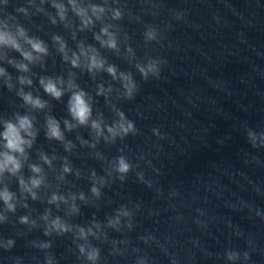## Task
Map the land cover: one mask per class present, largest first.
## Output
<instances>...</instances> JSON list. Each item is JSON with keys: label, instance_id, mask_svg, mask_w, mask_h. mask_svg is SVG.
Masks as SVG:
<instances>
[{"label": "water", "instance_id": "95a60500", "mask_svg": "<svg viewBox=\"0 0 264 264\" xmlns=\"http://www.w3.org/2000/svg\"><path fill=\"white\" fill-rule=\"evenodd\" d=\"M0 31L33 56L0 45V133L17 116L34 133L20 171L0 175L15 206L0 200V264H264V0H0ZM92 55L104 67L90 72ZM81 90L86 125L69 112ZM49 118L62 140L48 137ZM32 178L42 179L36 199L19 183Z\"/></svg>", "mask_w": 264, "mask_h": 264}, {"label": "clouds", "instance_id": "9594fccd", "mask_svg": "<svg viewBox=\"0 0 264 264\" xmlns=\"http://www.w3.org/2000/svg\"><path fill=\"white\" fill-rule=\"evenodd\" d=\"M59 9V13L61 16V19L64 18V8L62 5H54ZM73 9L77 13V15L81 16L82 18L85 17V12L83 9L76 8L75 5L73 4ZM94 12L98 11H103V9H97L93 8ZM116 17H119V13H116ZM90 21L87 19L83 20V23L87 25ZM19 36L24 37L26 39V42L31 45V48L34 52L40 53V54H47V48L43 45L41 41L33 40L31 38H27L25 36V32L22 28L17 29ZM102 32L105 35H109V39L107 41H101L102 45H106L109 48H116V42L115 39L108 34L107 29H102ZM97 40H100V37H96ZM57 40H59V37H57ZM0 45H5L8 47H11L17 51H21V55L24 57V59L28 61L33 60V56L29 52H23L21 50L20 44L17 42V39L10 33L6 31H0ZM61 52L64 51V45H61ZM83 53V49L81 50ZM75 57V54H74ZM65 59H67V56H65ZM78 57H75L72 59L71 63L73 67H78ZM21 71H27V65L24 64H18L16 65ZM104 67V62L100 59L97 58L96 55H92L90 57V62L88 65V70L91 72L93 69H101ZM154 70V69H150ZM107 71L115 75V69L113 67H109ZM141 72L144 73V70L141 69ZM4 70L0 69V75H4ZM145 77L147 73H144ZM127 79V77H125ZM20 83H28L31 84L30 80H26L24 77L20 78ZM40 84L44 88V91L54 97L55 99H59L62 95L63 92L60 88L57 87L56 83L52 79H41ZM126 88H128V93L131 95L132 88L129 87L128 85H125ZM22 96V99L24 100L25 103L30 104L34 108H43L45 104L39 99V98H33V96L28 93L25 94L23 92L20 93ZM86 93L81 91L73 92L70 100H69V112L74 120H76L80 125H86L89 121V118L91 117L92 110L91 107L88 103V101L85 99ZM123 118V117H122ZM66 127L71 130L73 127L71 124H69L67 121H65ZM92 128L96 129L98 132L100 130V125L99 123L93 121L92 122ZM32 121L28 116H17L16 122L12 121H6L4 123V131L0 133V138L3 139L4 143V148L5 151L0 152V175H3L5 172H8L12 175L17 174L21 167V161L18 159L17 154L19 156H24L25 154V148L31 147L32 141L30 139H26L25 137H34V133L32 131ZM120 129L124 132L127 133L128 131L133 129V125L131 123H128L127 126L125 127L124 124L119 125ZM47 135L49 138H54L57 140H62L63 139V133L60 130L59 122L55 120L54 118H49L47 121ZM109 132L113 133L115 135V131L113 128L108 129ZM42 159L45 160L47 163V157H42ZM31 170L34 173H40L41 169L35 165L31 166ZM121 173H125L129 170V165L121 159L119 161V169ZM65 171H69V169L65 168ZM21 188L23 190L28 191L33 199H36L35 192L32 191L33 188H38L41 183L42 179L41 178H32L30 183L31 187H29L27 184H25L23 179H20L19 181ZM92 191L94 193L98 194V190L96 188H93ZM13 199V194L5 188L3 191H0V200L4 202L6 207L8 208L9 211H14L15 206L14 204L11 203ZM58 197L53 196L52 201L54 202L57 200ZM2 219V217H0ZM21 222L26 223L27 218H21ZM53 226L57 229H62V230H67L64 225L60 223V221L57 219L56 221L53 222ZM83 231V230H81ZM12 242L9 241V244ZM83 251V249H81ZM98 253L96 251H93L89 255L90 260H95L97 258ZM232 258V257H230Z\"/></svg>", "mask_w": 264, "mask_h": 264}]
</instances>
